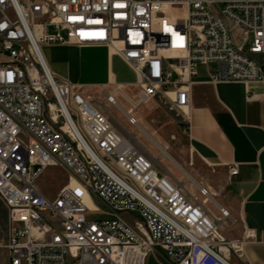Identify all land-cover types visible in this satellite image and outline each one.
<instances>
[{"label": "built area", "instance_id": "obj_1", "mask_svg": "<svg viewBox=\"0 0 264 264\" xmlns=\"http://www.w3.org/2000/svg\"><path fill=\"white\" fill-rule=\"evenodd\" d=\"M46 44L105 46L137 80L107 83L99 99L48 67ZM210 63L211 83L264 82V0H0V246L9 264H146L150 252L167 264H231L238 243L218 233L228 209L136 138L134 109L158 97L185 111L197 65ZM55 167L67 179L52 195L39 179Z\"/></svg>", "mask_w": 264, "mask_h": 264}, {"label": "crops", "instance_id": "obj_2", "mask_svg": "<svg viewBox=\"0 0 264 264\" xmlns=\"http://www.w3.org/2000/svg\"><path fill=\"white\" fill-rule=\"evenodd\" d=\"M86 48L91 49L89 55H97L105 63L104 80L89 84H129L137 80L132 67L105 46L42 47L57 76L80 83L84 82L78 79V69ZM211 71L209 64L197 65L190 103L185 111L178 110L183 118L177 119L176 130L185 141L180 159L192 173L139 125L185 178L205 186L212 198L228 209L230 218L220 224L218 233L225 240L238 243L237 248L229 251L230 263L264 264V82L211 83ZM145 113V107L134 109L139 123ZM232 165L237 166V172L230 171ZM3 237L5 234L0 235ZM0 264H9L7 251L1 246Z\"/></svg>", "mask_w": 264, "mask_h": 264}, {"label": "rangeland", "instance_id": "obj_3", "mask_svg": "<svg viewBox=\"0 0 264 264\" xmlns=\"http://www.w3.org/2000/svg\"><path fill=\"white\" fill-rule=\"evenodd\" d=\"M232 34L238 45L247 51L249 46V40L244 41L241 37V33L235 26L232 25ZM91 49H84L80 68L78 69L79 80L86 84L88 93L94 95L99 99H103V92L109 91L112 86L107 83L103 84H89L101 82L105 78V63L97 55H89ZM209 67L214 69V64L210 63ZM80 83V82H78ZM138 90L136 85L125 86V91L133 96ZM119 101L125 107L128 104L118 96ZM141 107L146 108L145 116L143 117L140 124L149 132L151 135L164 147L167 151L177 159L190 173H192L191 168L183 163L180 159L182 156V145L185 141L182 135H178L176 130L177 119H182V114L172 107L166 100L161 98H153L145 104H141ZM110 112L116 117L120 124H122L128 131H134L136 128L134 126H129L125 118L120 112V110L113 105L109 106ZM137 140L144 146V148L155 156L160 163L166 167L173 175L182 179L187 185H190L191 181L181 173L177 166L170 161L165 155H161L160 150L157 146L141 131L136 133ZM67 179V172L59 167L50 168L42 174L39 179V183L43 187V190L49 194L54 195L65 183ZM94 202L98 205L99 202L95 199ZM101 215L99 212L89 213L91 218H99ZM6 233V223H5V209L0 204V235ZM146 264H167L165 257L162 252L157 255L154 252H150L146 259Z\"/></svg>", "mask_w": 264, "mask_h": 264}, {"label": "bare ground", "instance_id": "obj_4", "mask_svg": "<svg viewBox=\"0 0 264 264\" xmlns=\"http://www.w3.org/2000/svg\"><path fill=\"white\" fill-rule=\"evenodd\" d=\"M45 56V55H44ZM45 59H46V57H45ZM46 63H47V65H48V67L50 68V66H49V64H48V61H47V59H46ZM51 69V68H50ZM137 130H139V131H141V132H143V129L141 128V126L138 124V126H137ZM123 133H125L124 131H123ZM128 135V134H127ZM127 138H128V136H127ZM153 141V140H152ZM154 142V141H153ZM155 143V142H154ZM156 144V143H155ZM157 145V144H156ZM157 147H158V149L160 150V152H161V155H166V153H165V151L159 146V145H157ZM210 198V197H209ZM211 199V198H210ZM209 199V200H210ZM211 200H213V201H215L213 198L211 199Z\"/></svg>", "mask_w": 264, "mask_h": 264}]
</instances>
